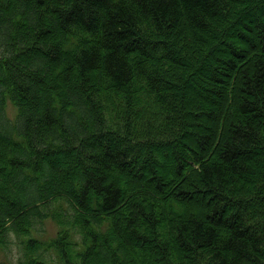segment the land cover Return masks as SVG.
<instances>
[{
  "label": "trees",
  "instance_id": "1",
  "mask_svg": "<svg viewBox=\"0 0 264 264\" xmlns=\"http://www.w3.org/2000/svg\"><path fill=\"white\" fill-rule=\"evenodd\" d=\"M11 234L15 264H264V0H0Z\"/></svg>",
  "mask_w": 264,
  "mask_h": 264
},
{
  "label": "rangeland",
  "instance_id": "2",
  "mask_svg": "<svg viewBox=\"0 0 264 264\" xmlns=\"http://www.w3.org/2000/svg\"><path fill=\"white\" fill-rule=\"evenodd\" d=\"M7 115L12 121L16 119L17 108L12 104V102L7 104ZM44 229L47 237H54L59 231V226L51 218H48L45 221ZM10 239L12 240L10 251H7V253L0 252V264H15L14 259L19 256V250L21 247L20 240L14 234H11ZM13 256H15L14 259Z\"/></svg>",
  "mask_w": 264,
  "mask_h": 264
}]
</instances>
